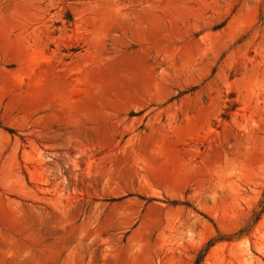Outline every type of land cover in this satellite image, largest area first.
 <instances>
[{"label":"rangeland","instance_id":"374dc122","mask_svg":"<svg viewBox=\"0 0 264 264\" xmlns=\"http://www.w3.org/2000/svg\"><path fill=\"white\" fill-rule=\"evenodd\" d=\"M2 148L0 264H264V0H0Z\"/></svg>","mask_w":264,"mask_h":264},{"label":"trees","instance_id":"16d2710c","mask_svg":"<svg viewBox=\"0 0 264 264\" xmlns=\"http://www.w3.org/2000/svg\"><path fill=\"white\" fill-rule=\"evenodd\" d=\"M264 198V197H263ZM254 217L251 220V223L248 224L246 227H244L239 233L238 236L239 237H243L248 235L251 230L253 229V227L261 220L262 216L264 215V199H262V201H260L259 205H258V209L254 212ZM216 242H214V240H211L207 246L202 249V251L199 253L195 264H202V262L204 261L205 257L207 256L208 252L210 251V249L214 246Z\"/></svg>","mask_w":264,"mask_h":264},{"label":"crops","instance_id":"0c3cea01","mask_svg":"<svg viewBox=\"0 0 264 264\" xmlns=\"http://www.w3.org/2000/svg\"><path fill=\"white\" fill-rule=\"evenodd\" d=\"M7 154L10 155L11 151H10V147L5 145V147H4V155H7ZM2 155H3V148L0 151V156L2 157Z\"/></svg>","mask_w":264,"mask_h":264}]
</instances>
